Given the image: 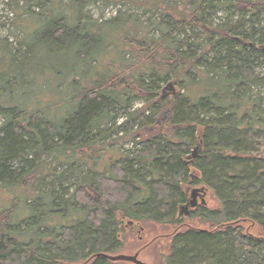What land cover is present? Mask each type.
<instances>
[{
	"label": "trees",
	"instance_id": "1",
	"mask_svg": "<svg viewBox=\"0 0 264 264\" xmlns=\"http://www.w3.org/2000/svg\"><path fill=\"white\" fill-rule=\"evenodd\" d=\"M90 1L126 11L95 21ZM8 2L0 264L116 255L118 215L180 224L189 182L216 202L189 214L210 228L173 234L162 264H264V0Z\"/></svg>",
	"mask_w": 264,
	"mask_h": 264
},
{
	"label": "rangeland",
	"instance_id": "2",
	"mask_svg": "<svg viewBox=\"0 0 264 264\" xmlns=\"http://www.w3.org/2000/svg\"><path fill=\"white\" fill-rule=\"evenodd\" d=\"M26 2H30V0H25ZM8 0H0V22L1 23H9L6 24V27L0 26V40L1 42H6L8 47L16 48L18 47L14 43V39L9 35L12 30V26L10 23L12 22L13 11L8 6ZM30 6L32 3H29ZM84 12L88 14L95 21H109L111 20L119 10L126 11L125 8H122L121 5H105L102 2H88V4L84 7ZM9 30V33H8ZM256 76L264 75V68H259L255 70ZM167 85V84H166ZM164 85L162 88H165ZM177 95L179 94V89L175 87ZM165 94H169L166 96L171 97L170 90H165ZM140 102L132 103L133 109L136 107H140ZM167 113H162L156 117V124L153 125V128H149L148 136L154 135L153 137H157L159 134L160 127L164 121L167 119ZM120 122V121H119ZM139 143L137 147H139ZM133 148V147H130ZM194 149V148H193ZM192 149V151H193ZM191 159V158H189ZM201 185H191V182L182 185V189L186 193L187 198H190L191 190L193 188H201ZM90 196H94L93 193ZM206 207L205 208H215L216 202L213 200L211 193L207 190L206 196ZM183 205V204H182ZM181 206V205H180ZM179 206V207H180ZM178 207V210H179ZM207 208V209H208ZM197 210V209H196ZM179 214V213H178ZM183 216V215H182ZM118 221L120 222L119 226V239L123 245V249H120L116 252V255H134L136 252H139L137 259L145 264H162L163 259L168 253L169 240L177 231H183L187 228H195V229H207L210 228L207 224L202 222L200 218H191L189 216H183L180 224L175 225H155L150 222H136L129 221L127 219H123L122 215H118ZM250 231V229H249ZM259 230L252 229V233L254 235H259ZM150 243V245H148ZM126 264H132L127 263Z\"/></svg>",
	"mask_w": 264,
	"mask_h": 264
},
{
	"label": "water",
	"instance_id": "3",
	"mask_svg": "<svg viewBox=\"0 0 264 264\" xmlns=\"http://www.w3.org/2000/svg\"><path fill=\"white\" fill-rule=\"evenodd\" d=\"M264 50V49H263ZM165 90H170L172 96L176 97L177 93H176V89L174 86V82H169L165 88L162 89L161 91V95L158 98V100L166 97L168 94H165ZM199 146L195 147L191 153V158L192 160L194 158L197 157V152H198ZM200 192V202L202 205H205V195H206V190L204 188H195L191 191V198L189 200V202L184 205L181 206L179 208V215L183 214V215H188L189 214V209L190 210H195V208H197L198 203L196 201V195ZM96 198H99V196L97 195ZM95 257H100L103 259H106L107 261L110 262H128V263H132V264H145L142 263L140 261H138L137 257H138V253H135L134 255H105V254H98L94 257L89 258L86 262L82 263V264H88L93 258Z\"/></svg>",
	"mask_w": 264,
	"mask_h": 264
},
{
	"label": "flooded vegetation",
	"instance_id": "4",
	"mask_svg": "<svg viewBox=\"0 0 264 264\" xmlns=\"http://www.w3.org/2000/svg\"><path fill=\"white\" fill-rule=\"evenodd\" d=\"M201 188H203V187H201ZM206 196H207V193H206V195H205V199H206ZM196 201H197V203H198V206H197V208H195V210L198 209L199 207H206V200H205V205H202L201 202H200V192L196 195ZM188 202H189V198H186V203H185V205H186ZM207 208H208V207H207ZM195 210H193V211H189V214H191V213L194 212ZM189 214H188L187 216H189ZM198 230H201V229H198ZM148 245H150V243H149ZM138 254H139V252H138Z\"/></svg>",
	"mask_w": 264,
	"mask_h": 264
}]
</instances>
